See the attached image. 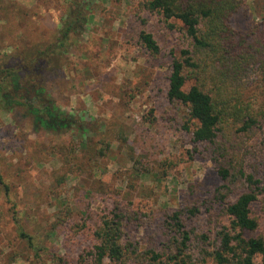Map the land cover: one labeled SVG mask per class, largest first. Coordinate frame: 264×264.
Masks as SVG:
<instances>
[{"label": "rangeland", "instance_id": "rangeland-1", "mask_svg": "<svg viewBox=\"0 0 264 264\" xmlns=\"http://www.w3.org/2000/svg\"><path fill=\"white\" fill-rule=\"evenodd\" d=\"M0 1L21 16L9 26L0 12V57L12 61L29 41L28 32L42 40L56 31L71 2ZM141 1L87 0L83 30L47 83L54 104L86 123V138L75 128L43 129L22 111L0 107V264H76L92 244L90 228L114 199L135 213L126 236L140 249H161L162 221L185 201L200 204L192 224L201 232L213 236L216 224L226 220L215 202L210 213L205 211L220 184L215 164L205 145L193 142L184 129L187 108L172 106L166 97L170 64L183 43L181 23L165 22L142 9ZM244 5L247 16L232 21L238 26L260 22L264 0H244ZM142 28L160 47L155 58L136 44ZM108 142L104 154L95 155L94 149ZM249 143L253 151L246 158L262 172L260 134ZM251 209L259 214L258 203ZM67 212L70 221L62 222Z\"/></svg>", "mask_w": 264, "mask_h": 264}, {"label": "trees", "instance_id": "trees-1", "mask_svg": "<svg viewBox=\"0 0 264 264\" xmlns=\"http://www.w3.org/2000/svg\"><path fill=\"white\" fill-rule=\"evenodd\" d=\"M3 3L0 12L4 11L2 18L10 26L21 16L6 10ZM140 5L165 22L174 18L181 23L183 43L170 64L166 97L172 106L187 108L183 127L193 142L205 145L215 164L220 184L205 211L210 213V202H215L226 220L216 224L213 236L201 232L192 224L201 212L200 204L185 201L165 215L166 240L161 249H140L137 241L126 236L135 213L127 202L114 199L111 209L101 212L90 228L92 244L76 264H256L257 258L264 264V167L261 172L258 163L246 158L253 151L249 141L258 134L264 145V7L260 22L238 26L232 20L247 16L244 0H143ZM87 8V0H71L60 27L50 36L36 40L27 31L29 41L20 46L16 60L0 57L3 110H20L49 131L75 128L87 137L86 123L60 110L46 92L65 52L83 30ZM136 44L152 58L161 51L143 28ZM108 145L97 146L95 155L102 156ZM255 202L259 214L251 209ZM67 213L62 222L70 217ZM252 232L256 234L247 235ZM19 234L30 239L22 230Z\"/></svg>", "mask_w": 264, "mask_h": 264}]
</instances>
